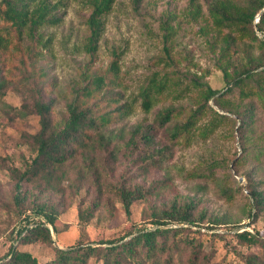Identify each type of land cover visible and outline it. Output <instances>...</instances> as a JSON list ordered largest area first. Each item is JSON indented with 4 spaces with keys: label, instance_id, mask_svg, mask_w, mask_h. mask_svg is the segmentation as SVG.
Wrapping results in <instances>:
<instances>
[{
    "label": "rangeland",
    "instance_id": "obj_1",
    "mask_svg": "<svg viewBox=\"0 0 264 264\" xmlns=\"http://www.w3.org/2000/svg\"><path fill=\"white\" fill-rule=\"evenodd\" d=\"M208 1H196L201 5L202 15L194 18L190 12V0H141L138 8H135L133 0H117L105 18V30L93 59L84 50L88 35L85 20L89 10L83 0H70L61 24L40 30L44 34L42 43L51 38L47 48L26 36L20 49L0 51V67L3 77L9 82L0 99V257L8 252L15 234L12 233L14 221L10 211L14 185L11 170L23 169L35 156L27 136L39 129V116L31 111V105L25 117L18 116L12 108L23 103L31 104L33 94L40 90L46 99L56 100L53 113L56 119H60L74 89L83 83L86 71L105 72L114 58V51H121L119 63L123 81V88L116 90L123 89L128 99H132L153 75L164 73L179 75L180 87L188 84L192 88L193 81L199 79L214 89L224 91L227 84L220 68V55L222 36L228 30L212 23L208 17ZM231 2L235 11L243 0ZM169 15H176L173 24L177 26L178 34L174 40L173 58L170 65H166L160 61L165 52L159 26L160 20ZM240 39L243 42L241 47H247L255 54L262 52L248 35H242ZM229 53L224 58L231 55L234 60L233 48ZM90 60L93 62L90 63ZM196 97L197 91L194 90L183 99L167 98L155 104L149 112L143 111L138 102L131 114L108 127L112 134L117 135L115 142L120 147L115 159L106 152L98 156L104 193L100 205L88 221H82L79 212L91 203L97 193L89 180H76L83 165L81 153L66 168L60 191L47 189L38 192L30 186L36 194L41 193V196L35 195L39 201L57 203L60 209L58 230L55 232L50 227L52 246L39 241L20 245L19 248L30 251L45 262L53 257V246L68 248L78 242L96 243L117 237L132 228V222L138 226H150L153 213L167 207L176 198L179 203L192 200L197 206V213L202 211L208 219L224 222L213 228L200 227L203 231L222 234L206 239L204 250L209 254L210 264H247L244 258L248 254L262 255V245H247L234 235L242 230L251 233L259 231V236L264 238V209L256 210L249 192L253 187L264 190V155L260 160L250 155L242 160L245 152L238 129L241 117L220 110L211 100L209 103L227 113L231 121L220 126L206 140L197 137L190 146L171 144L166 126L173 122L158 127L156 117L160 110L171 105L188 109L196 107ZM231 99L241 106L247 102L254 103L256 108L250 144L264 148V99H242L238 93ZM137 123L153 126L154 147L167 148L166 152L171 155L161 167L144 169L139 165L138 149L127 143ZM109 148L112 149L113 144ZM216 163L221 165L210 174L208 167ZM204 173L206 177L199 175ZM240 177L243 178L242 183ZM157 179L168 181L163 187H154L152 195L132 204L130 222L113 187L124 183L131 187L141 184L148 188L156 184ZM239 187L241 191H238ZM41 188L44 190V186ZM223 188L228 191L223 192ZM230 190L234 195L232 200L229 199ZM208 219L205 224H208ZM91 263L94 261L91 260Z\"/></svg>",
    "mask_w": 264,
    "mask_h": 264
},
{
    "label": "trees",
    "instance_id": "obj_2",
    "mask_svg": "<svg viewBox=\"0 0 264 264\" xmlns=\"http://www.w3.org/2000/svg\"><path fill=\"white\" fill-rule=\"evenodd\" d=\"M69 1L0 0V51L20 49L26 36L42 43L44 34L40 30L61 24ZM116 1L83 0L89 10L85 20L88 35L84 50L93 59L105 30V18ZM196 1L190 0V12L194 18L202 15L201 5ZM133 3L138 8L141 0H133ZM207 4L208 17L212 23L228 30L222 36L220 55V68L227 84L224 91L214 89L199 79L193 81L192 88L188 84L180 87L179 75L164 73L161 76L153 75L132 99H128L123 89L116 90L123 88V81L119 63L121 51H114V58L105 72L86 71L83 83L74 89L71 99L66 103L65 114L60 119H56L53 113L56 100L46 99L40 90L33 94L31 104L23 103L20 107L12 108L18 116L25 117L31 105V111L39 116V129L27 136L35 156L23 169L11 170L14 185L10 211L14 221L12 233L15 234L8 252L0 257V264H210L209 254L204 250L206 239L222 234L203 231L200 227L213 228L224 222L208 219L205 212L197 213V206L192 200L179 203L176 198L167 207L153 213L150 226H138L132 222L133 227L117 237L102 239L96 243L78 242L68 248L53 246L54 255L45 262H41L30 251L19 248L20 245L39 241L52 246L50 227L57 232L60 209L52 201H39L37 196H41V193L36 194L33 187L38 192L47 189L60 191L66 168L77 158L78 153L82 154L84 168L80 167L76 180H89L97 193L91 203L81 209L79 217L82 221L91 219L104 193V179L98 166V156L106 152L115 159L120 147L115 142L117 135L112 134L108 127L131 114L138 102L143 111L149 112L160 101L167 98L183 99L195 90L196 107L188 109L171 105L157 113L158 127L173 122L166 126L171 144L190 146L197 137L208 139L220 126L231 121L227 113L220 111L223 110L241 117L238 129L245 152L242 160L249 155L257 160L261 159L264 148L252 147L250 144L256 107L253 102L241 106L231 98L238 93L242 99H264V0H243L235 11L231 0H209ZM175 20L176 15L160 20L165 52V57L160 61L166 65H170L173 58L174 40L178 34V28L173 24ZM237 35L240 38L248 35L251 41L261 47L262 52L255 54L249 48L241 47L240 43L243 42ZM50 42L51 38L43 41V47L47 48ZM231 48L234 60L231 55L224 58L226 54H230ZM260 67L263 68L257 70ZM8 86L9 82L3 77L0 67V99ZM211 100L220 110L209 103ZM152 129L153 126L137 123L127 142L138 149L139 165L144 169L161 167L171 156L166 152L167 148L154 147ZM112 144L113 148L110 149ZM220 165L216 163L209 166V173L213 174L216 166ZM199 175L207 176L206 173ZM167 181L168 179H157L156 184L148 188L141 184L131 187L124 183L113 187L130 222L132 204L152 195L156 189L154 187H163ZM43 186L44 190L41 188ZM257 188L253 187L249 192L256 210L260 211L264 209V190ZM226 191L228 189L223 188V192ZM238 191H241V187ZM233 196L230 190L229 199L232 200ZM206 219L208 224L204 223ZM234 235L247 245L264 247V238L259 236V231L251 233L242 230ZM244 259L247 264H264V253L248 254Z\"/></svg>",
    "mask_w": 264,
    "mask_h": 264
},
{
    "label": "water",
    "instance_id": "obj_3",
    "mask_svg": "<svg viewBox=\"0 0 264 264\" xmlns=\"http://www.w3.org/2000/svg\"><path fill=\"white\" fill-rule=\"evenodd\" d=\"M239 181L242 183V181H243V178H242V177H240V178H239ZM53 242L56 244V241H55V239H53Z\"/></svg>",
    "mask_w": 264,
    "mask_h": 264
},
{
    "label": "built area",
    "instance_id": "obj_4",
    "mask_svg": "<svg viewBox=\"0 0 264 264\" xmlns=\"http://www.w3.org/2000/svg\"><path fill=\"white\" fill-rule=\"evenodd\" d=\"M255 21H256V22L258 21V16L256 17Z\"/></svg>",
    "mask_w": 264,
    "mask_h": 264
}]
</instances>
